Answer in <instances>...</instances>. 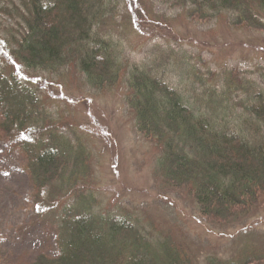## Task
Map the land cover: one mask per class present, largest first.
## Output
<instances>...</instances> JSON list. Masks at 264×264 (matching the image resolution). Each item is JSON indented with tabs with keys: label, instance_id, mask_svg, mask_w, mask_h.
<instances>
[{
	"label": "trees",
	"instance_id": "obj_1",
	"mask_svg": "<svg viewBox=\"0 0 264 264\" xmlns=\"http://www.w3.org/2000/svg\"><path fill=\"white\" fill-rule=\"evenodd\" d=\"M0 2V131L21 150L33 200L45 205L56 231V256L40 255L29 264L192 262L168 235L146 232L135 213L99 208L93 152L70 135L71 123L47 110L41 85L19 77L18 68L52 76L75 69L96 92L122 86L135 132L157 153V187L187 195L206 223H235L264 204V76L222 70L210 85L186 65L176 72L178 64L170 69L182 82L171 84L161 65L130 63L121 44L102 32L120 5L129 13V0ZM175 4L189 9L188 19L227 14L230 25L264 30V0ZM245 256L206 258L204 264L264 261Z\"/></svg>",
	"mask_w": 264,
	"mask_h": 264
},
{
	"label": "rangeland",
	"instance_id": "obj_2",
	"mask_svg": "<svg viewBox=\"0 0 264 264\" xmlns=\"http://www.w3.org/2000/svg\"><path fill=\"white\" fill-rule=\"evenodd\" d=\"M129 1V13L120 5L102 32L121 44L130 63L161 65L173 84L182 82L170 69L178 64L176 72L186 65L210 85L217 84L222 70L256 80L264 76V30L230 25L227 14L204 21L188 19L189 9L176 5V0ZM17 75L41 85L39 94L47 110L71 123L70 135L93 152L95 194L102 211L135 213L146 232L168 235L187 251L192 264H204L206 258L227 261L244 253L264 256V204L235 223L211 225L187 195L157 187L152 177L157 153L135 132L122 86L96 92L75 69L52 76L18 68ZM39 203L33 200L21 150L0 131V264H29L40 255L56 256L55 227ZM247 264L264 261L252 259Z\"/></svg>",
	"mask_w": 264,
	"mask_h": 264
}]
</instances>
